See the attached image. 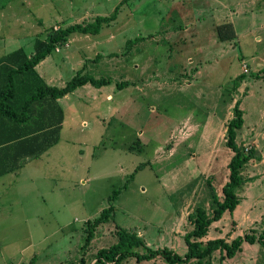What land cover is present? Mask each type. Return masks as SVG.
Returning <instances> with one entry per match:
<instances>
[{
    "label": "rangeland",
    "instance_id": "1",
    "mask_svg": "<svg viewBox=\"0 0 264 264\" xmlns=\"http://www.w3.org/2000/svg\"><path fill=\"white\" fill-rule=\"evenodd\" d=\"M122 1L0 0L10 4L0 17V48L26 44L31 58L53 32L110 16ZM226 23L237 37L222 41L218 27ZM80 70L112 83L85 85L62 102L59 142L44 152L59 164L58 173L26 169L7 196L8 215L0 204V246L11 241L10 251L0 247V264L23 261L15 252L29 242L34 246L26 254L36 264H80L82 257L93 264L99 250L117 243V228L137 232L153 249L185 255L184 237L193 230L188 216L196 208L212 214L209 182L224 199L234 155L226 144L228 123L237 103L244 126L236 141L252 156L237 189L241 209L226 212L200 241L264 237V0H131L99 34L74 33L36 71L17 74L12 107L22 112L39 86L64 87ZM7 81L0 70V91ZM118 84L127 85L120 90ZM48 105L33 104L35 120ZM48 130L45 143L57 138ZM117 189L121 194L110 202ZM111 205L109 222L85 247L88 222ZM188 264H264V246L245 243L232 259L218 251Z\"/></svg>",
    "mask_w": 264,
    "mask_h": 264
},
{
    "label": "trees",
    "instance_id": "2",
    "mask_svg": "<svg viewBox=\"0 0 264 264\" xmlns=\"http://www.w3.org/2000/svg\"><path fill=\"white\" fill-rule=\"evenodd\" d=\"M131 0H123L119 6L115 9L112 15L97 17L94 22L88 24H75L68 28H60L53 32L47 41H42L38 44L35 54L31 58L26 57V61L17 70H10L8 74V81L5 89L0 91V116L10 120L13 125L23 126L26 125L27 129L22 131L21 135L13 138L18 140V143L11 144V151L17 155L14 158V167L12 171L18 169L20 165L17 163L18 158L21 156L35 157L44 154L50 147L56 145L59 142L60 124L63 120V110L58 105L53 109L52 105H48V102H57V100L72 94L78 88L91 84L97 88L108 86L112 83L111 80L106 78L95 79L88 74H84V70H80L76 76H74L64 87L50 86L46 83L38 87L36 93L30 96L24 102L23 111L15 110L11 101L15 97L17 92V83L15 76L18 73H24L35 68L44 61L57 47L65 44L70 35L74 33L92 34L97 35L101 32L104 26H109L114 23L119 15L122 6L127 4ZM218 36L222 41H228L237 37L236 30L232 23H226L218 27ZM131 43V42H130ZM129 44V43H128ZM240 78H243L241 76ZM127 84H118L117 88L122 90ZM50 99V100H49ZM44 103L48 105V109H44L40 114L41 119L35 120V115L38 114L34 109L33 104ZM57 104V103H56ZM60 112L58 117L55 116L56 112ZM234 118L228 123L227 133V146L233 151L234 155L228 165L230 170L229 181L223 187L224 199L221 201L217 191L212 187V183L209 182V186L212 191V214H209L207 209L196 208L195 211L188 216L190 224L193 225V230L188 232L185 237V243L187 246V252L185 255H180L174 250L169 248L153 249L148 247L142 237L137 232L128 231L126 229L117 228L116 235L118 237L117 243L109 248L101 249L97 252L96 260L93 264H121L128 259H136L137 262L151 261L157 258H161L167 262V264H188L192 260L198 262L210 259L214 253L220 251L222 256L232 259L239 252L242 251V247L245 243L250 245L257 242L264 246V237H255L253 235L245 234L235 238L233 241L228 242L225 239L218 238L209 240L205 245L200 240L204 239L210 227L220 221L226 212L233 213L240 204V199L237 194L245 183L246 179L243 178L242 171L244 167L250 162L252 156L244 151L236 141L237 131L244 126V114L239 108L237 103L234 108ZM57 120L56 122L54 120ZM35 120L34 123L32 121ZM55 122V124H54ZM31 124L35 125V128ZM51 127L53 131L57 132V138L51 140V142L45 143V135L49 132L48 128ZM47 141V140H46ZM7 151L6 148H4ZM17 163V164H16ZM2 166V165H1ZM9 169L2 170L0 173L9 172ZM121 194L120 190H115L109 197L110 202L114 201L116 197ZM115 211V207L111 205L102 211L99 217L93 221L88 222L87 236L85 247H89L91 242L96 238L97 229L109 222L112 213ZM143 250V251H140ZM225 254V255H223ZM29 264H36L33 258ZM80 264H92L88 263L84 257H82Z\"/></svg>",
    "mask_w": 264,
    "mask_h": 264
},
{
    "label": "crops",
    "instance_id": "3",
    "mask_svg": "<svg viewBox=\"0 0 264 264\" xmlns=\"http://www.w3.org/2000/svg\"><path fill=\"white\" fill-rule=\"evenodd\" d=\"M8 4L9 3L6 2L0 6V14H1L0 17H1V19L4 17V13H6L5 7ZM9 6H10V4H9ZM4 25H5L4 19L0 20V32L3 31L1 29L4 27ZM234 28L236 30L235 26H234ZM10 29H12V28L10 27ZM26 47H27L26 44L22 45V43L21 44L17 43V44L9 45L7 48H3V46H2V48H0V51L4 50V52L0 54V70H4L5 74H7V77H8L10 70H17L26 61V57L27 58L29 57V54H27ZM34 53L35 52L32 51L30 53V55H34ZM44 62H45V60L42 61L38 66H40ZM37 67L35 68V71L37 70ZM38 72H40V71H38ZM42 73L45 76V72H42ZM18 74H21V73H18ZM40 75H41V72H40ZM261 77H264V71L261 72ZM115 93L116 92L114 91L112 94H108L107 100L113 101ZM72 94L75 95L76 91L73 92ZM69 97L70 96L67 95V96H65V97H63L57 101L58 106L63 109L64 115H65V107L61 104H62V102L70 103V102H68ZM69 106H71V105H69ZM262 111H263V109L261 110V112ZM66 116H67V113H66ZM20 127L21 126L13 125L10 120L0 116V172L2 170H5V169L10 170L9 172H5L2 174L0 173V204H2V207H4L6 209L5 213H3V214L7 213V215L9 214V210H11V208H12V201L10 199H8L9 197H7V196L11 195L13 186L21 183V181L24 177V173L26 172V169H29V170L32 168L41 169L42 173L46 176L53 175L54 172L58 173L56 171L55 166H58L59 164L55 161L53 162L50 159L51 155H45L48 150L45 152V154L38 155L35 157L21 156L20 158H18V162H17L20 165V167L14 171L11 170V168L14 167L13 161H14V158L15 159L17 158V155L14 154L13 151H11V149H9V148H11L10 146L14 142L18 143V140H15V139L13 140V138H14L13 133L15 134L14 135L15 138L17 136L21 135L22 132H21ZM4 148H6L7 151H5ZM67 159H69V158H67ZM72 165L74 166V162L72 163ZM54 168H55V170H54ZM222 188H223V186H222ZM240 209H241V207L239 205L235 212L240 211ZM10 243H11V241L7 242L6 245H9ZM6 245H4V247H1V246L0 247L2 249H6V250L10 251L9 249L6 248ZM33 246H34L33 243L29 242L25 248H23L21 250H17L15 252V255L20 254L23 261L16 262V260H13L12 262H14L16 264H25V263L29 264L31 259H30V256H28L26 253H28L29 250L33 248ZM8 248L11 249V245H9ZM0 255H1V257H3V252H1V250H0ZM24 260H28L29 262L28 261L26 262ZM9 261H11V259Z\"/></svg>",
    "mask_w": 264,
    "mask_h": 264
}]
</instances>
